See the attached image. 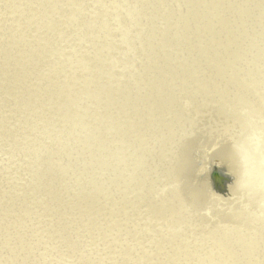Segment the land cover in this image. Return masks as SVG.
<instances>
[{"label": "rangeland", "instance_id": "1", "mask_svg": "<svg viewBox=\"0 0 264 264\" xmlns=\"http://www.w3.org/2000/svg\"><path fill=\"white\" fill-rule=\"evenodd\" d=\"M0 39V264H264L240 159L190 151L264 146V0H0Z\"/></svg>", "mask_w": 264, "mask_h": 264}, {"label": "bare ground", "instance_id": "2", "mask_svg": "<svg viewBox=\"0 0 264 264\" xmlns=\"http://www.w3.org/2000/svg\"><path fill=\"white\" fill-rule=\"evenodd\" d=\"M53 1V0H52ZM74 1V0H73ZM55 2V1H54ZM91 2V0H90ZM72 5V4H71ZM28 7V6H27ZM50 7V6H49ZM56 7V6H54ZM173 7V6H172ZM106 8V6H105ZM174 8V7H173ZM23 11V10H22ZM31 14V13H30ZM171 14V13H170ZM38 15V14H37ZM35 16V15H34ZM29 17V16H28ZM173 18V17H172ZM25 19V18H24ZM20 21V19H19ZM22 21V20H21ZM15 22V21H14ZM17 22V21H16ZM46 22V21H45ZM9 23V22H8ZM7 24V23H6ZM19 24V23H18ZM37 25V24H36ZM74 25V24H73ZM32 26V25H31ZM70 26V25H69ZM166 26V25H165ZM34 27V26H33ZM34 29V28H33ZM27 30V29H26ZM15 31V30H14ZM17 31V30H16ZM185 31V30H184ZM2 32V31H1ZM12 32V31H11ZM148 34V33H147ZM12 35V34H11ZM7 36V35H6ZM182 36V35H181ZM222 36V35H221ZM4 38V37H3ZM1 40V39H0ZM11 41V40H10ZM34 43V42H33ZM36 47V46H35ZM146 47V46H144ZM26 52V51H25ZM144 56V55H143ZM219 59V58H218ZM40 63V62H39ZM38 63V65H39ZM184 63V62H183ZM31 65V64H30ZM36 65V64H35ZM23 66V65H22ZM32 67V66H31ZM20 68V67H19ZM143 68V67H142ZM146 68V67H145ZM28 70V69H27ZM150 72V71H149ZM17 73V72H16ZM119 75V74H118ZM145 75V74H144ZM1 77V76H0ZM156 77V76H155ZM9 78V77H8ZM168 78V77H167ZM263 80V79H262ZM129 83V82H128ZM124 84V83H123ZM168 85V84H167ZM21 86V85H20ZM189 87V86H188ZM21 89V88H20ZM26 96V95H25ZM114 96V95H113ZM187 97V96H186ZM262 98V97H261ZM137 100V99H136ZM253 106V105H252ZM257 106V105H256ZM264 111V110H263ZM230 119V117H229ZM259 121V120H257ZM229 122V121H228ZM232 122V121H231ZM218 124H221V123H218ZM240 125V123H234L233 125ZM245 124V123H244ZM227 125V124H226ZM226 125L225 127H222V128H225L226 129ZM233 125H231V127L233 128ZM238 125V127H239ZM254 125V123H253ZM184 126V125H183ZM212 126H216V125H212ZM223 126V125H222ZM218 127V126H216ZM229 127V128H231ZM235 127V126H234ZM236 128V130H231L229 129L228 132L230 131V133L227 132V129L226 131H223L220 130L221 129V126H220V129L218 128H213L210 127L208 128L207 130L203 131L200 133L199 136H194V141L191 143L189 140V142L191 143L190 147V151H199L197 153L198 156H202L200 159L202 161V163L205 161V163L195 171V177H201V178H206L205 174H209V171L210 169H214L217 165H219L218 163H220L221 161L224 162L226 164V161H230V158L233 157L234 158V155L235 157L237 156V158H239V163L241 165V171H242V179H241V185L238 189L242 190L245 186L246 188V194H245V197L246 198H251L253 199L256 195L259 196L258 200H256L254 198V200H256V203H254L256 206L254 207V209H250L249 211L251 212V223L252 224H255V228L256 229V226L258 225L260 219L264 218V189H263V192L261 191L262 187H261V184L264 182V146L260 147L259 148H255L254 146L252 145H249L248 143V140H246L245 137H239L238 136V133H242L241 129L239 128ZM241 128V127H240ZM259 128V127H258ZM234 129V128H233ZM238 130V132H237ZM183 131V130H182ZM245 131V130H244ZM243 131L242 134H247L248 136L251 135V131L250 130H246L245 132ZM250 131V132H249ZM181 132V131H180ZM183 134V133H181ZM254 139V136H252V140ZM187 140V139H186ZM164 141V140H163ZM171 141V140H170ZM166 142V141H165ZM263 142V141H262ZM93 143V142H92ZM215 144V145H214ZM264 144V143H263ZM186 145V144H185ZM223 145V147H219ZM181 146V145H180ZM185 147V146H184ZM213 147L215 148H219L220 150L215 154L209 150V149H212ZM186 148V147H185ZM228 148V149H227ZM166 149V148H165ZM193 149V150H192ZM207 152H206V150ZM231 150L230 153H228V151H225V150ZM233 149V150H232ZM188 150V148H187ZM225 151V152H224ZM233 151V152H232ZM176 152V151H175ZM74 154H76L74 152ZM145 154V153H144ZM143 154V155H144ZM191 154V153H190ZM201 154V155H200ZM74 156V155H73ZM230 157V158H229ZM187 158V156H186ZM196 158V157H195ZM198 158V157H197ZM217 158V159H216ZM227 158V159H226ZM179 159V158H178ZM177 159V161H179ZM199 159V158H198ZM214 159H216L217 161H213ZM219 159V160H218ZM244 159V160H243ZM174 160V159H173ZM184 160V159H183ZM195 160V159H194ZM28 161V160H27ZM175 161V160H174ZM181 161V160H180ZM190 161V160H189ZM193 161V159H192ZM198 161V160H197ZM176 162V161H175ZM183 162V161H182ZM190 163V162H189ZM188 163V164H189ZM222 163V164H224ZM173 164V163H172ZM186 164V163H185ZM30 166V165H29ZM170 166V165H169ZM180 167V166H179ZM178 167V168H179ZM184 167V166H183ZM172 168V167H171ZM175 168V167H174ZM173 169V168H172ZM142 175V174H141ZM125 177V176H124ZM238 178V177H237ZM240 180V179H239ZM60 181V179H59ZM239 182H237L239 184ZM24 184V183H23ZM39 184V183H38ZM163 184V183H162ZM161 184V186H163ZM168 184V183H167ZM232 184V183H231ZM247 185V186H246ZM165 187V185L163 186ZM162 187V188H163ZM168 187V186H167ZM234 188V187H233ZM171 189V188H170ZM231 189H232V186H231ZM236 189V188H234ZM173 190V189H172ZM40 191V190H39ZM163 191V189H162ZM167 191V190H166ZM165 191V192H166ZM233 191V190H232ZM168 192H170L168 190ZM166 192V193H168ZM173 192V191H172ZM171 192V194H172ZM179 192V191H178ZM238 192V191H237ZM244 192V193H245ZM170 194V193H168ZM39 195V194H38ZM62 195V194H61ZM160 195V194H159ZM163 195V194H162ZM238 195V194H237ZM57 196V195H56ZM7 197H10L7 196ZM175 199V198H174ZM250 199V200H251ZM8 200V199H7ZM198 200V199H197ZM18 201V200H17ZM200 201V200H199ZM230 201V200H229ZM10 203V202H9ZM66 203V202H65ZM227 203V202H226ZM28 204V203H27ZM32 205V204H31ZM227 205V204H226ZM262 206V207H261ZM55 207V206H54ZM235 207V206H234ZM232 208V207H231ZM249 209V207H248ZM261 209V210H260ZM144 211L146 209H143ZM245 210V208H244ZM244 210H242V212L244 213ZM252 210V211H251ZM260 210V211H259ZM248 210H245L246 213L249 212ZM65 212V211H64ZM253 212V214H252ZM241 213V212H240ZM243 213H241L240 215H242ZM93 214V213H92ZM239 214V213H238ZM227 216L230 215V214H226ZM237 215V214H236ZM3 216V215H2ZM58 216V215H57ZM179 216V215H178ZM8 217V216H7ZM21 217V216H20ZM44 217V216H43ZM230 217V216H229ZM238 217V215H237ZM36 218V217H35ZM249 218V217H248ZM247 218V219H248ZM233 219V218H232ZM246 220V219H245ZM250 220V218H249ZM51 221V220H50ZM221 221V220H220ZM242 221V220H241ZM247 221V220H246ZM253 221V222H252ZM193 222V221H192ZM237 222V221H236ZM248 222V221H247ZM203 223V222H202ZM242 223V222H240ZM250 223V224H251ZM185 224V223H184ZM249 224V223H248ZM252 224L250 226H252ZM67 225V224H66ZM165 226V225H164ZM248 226V225H247ZM246 226V227H247ZM254 226V225H253ZM264 227V226H263ZM42 228V227H41ZM186 228V227H184ZM252 228V227H251ZM249 228V229H251ZM259 230H260V233L263 231V229L260 227H257ZM219 229V228H218ZM217 229V230H218ZM238 231V230H236ZM251 230H249V233H253V232H250ZM254 231V230H253ZM258 231V230H257ZM217 232V231H216ZM215 232V233H216ZM230 232V231H229ZM239 232V231H238ZM236 233L235 234V237L237 235L236 238L240 237V235L242 233ZM247 232V231H246ZM3 233V232H2ZM25 233V232H24ZM228 233V231H227ZM226 233V234H227ZM231 233V232H230ZM245 233V232H244ZM244 233H243V236H244ZM255 234L257 233L256 231L254 232ZM259 233V232H258ZM189 234V233H188ZM248 234V233H247ZM262 234V233H261ZM260 234V235H261ZM213 235V233H212ZM246 235V234H245ZM242 236V235H241ZM242 236V237H243ZM254 237V235H251ZM262 236H264L262 234ZM234 237V239H235ZM215 238V237H214ZM241 238V237H240ZM229 239V238H228ZM231 239V238H230ZM233 239V238H232ZM233 239V240H234ZM252 238H248V240H246L247 244L249 243L248 245V248H246V250H251L253 247H255V241L252 239ZM264 239V238H263ZM236 240V239H235ZM256 240V239H255ZM232 241V240H231ZM257 241V240H256ZM244 243V242H243ZM264 243V242H263ZM201 244V243H200ZM245 244V243H244ZM257 244V242H256ZM222 253V252H221ZM229 255H231L230 252H228ZM39 255V254H38ZM46 256V255H44ZM43 256V257H44ZM49 260V259H48ZM69 260V259H68ZM77 263V262H76Z\"/></svg>", "mask_w": 264, "mask_h": 264}]
</instances>
